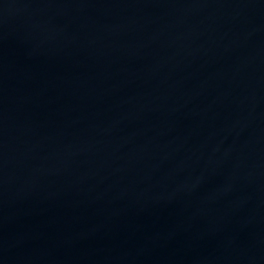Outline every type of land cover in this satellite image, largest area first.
<instances>
[{
	"label": "water",
	"instance_id": "95a60500",
	"mask_svg": "<svg viewBox=\"0 0 264 264\" xmlns=\"http://www.w3.org/2000/svg\"><path fill=\"white\" fill-rule=\"evenodd\" d=\"M0 264H264V0H0Z\"/></svg>",
	"mask_w": 264,
	"mask_h": 264
}]
</instances>
